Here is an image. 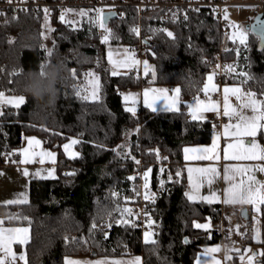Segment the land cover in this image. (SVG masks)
Masks as SVG:
<instances>
[{"label": "trees", "instance_id": "trees-1", "mask_svg": "<svg viewBox=\"0 0 264 264\" xmlns=\"http://www.w3.org/2000/svg\"><path fill=\"white\" fill-rule=\"evenodd\" d=\"M122 9L124 17L109 24L112 43L133 46L137 42L133 29L141 21L143 35L151 36L146 38L148 59L156 66L157 83L181 90L179 112L159 113L142 107L133 116L126 110L122 92L142 87L147 77L111 74L107 43L102 42L96 25L74 29L61 21L60 11L55 8L51 18L54 44L49 57L44 48L42 10L0 12V92L25 97L20 107L1 110L0 162L5 152L11 153V162L18 159L17 150L24 135L39 136L47 147L58 151L59 158L58 178L33 179L28 203L0 206L3 225L31 227L28 264H65L68 256H121L130 254L129 249L132 254L142 255L144 264H193L202 245L222 240L221 205L189 201L185 181L176 175L184 160V147L207 144L212 139L214 125L210 121H193L186 102L203 94L212 63L224 48L222 27L209 10L165 22L163 9L148 11L141 18L134 5ZM247 31V46L230 41L226 59L237 71L248 73L253 79L243 84L245 77L239 74L232 83H242L247 91L264 98V50H258L259 37ZM168 32L173 36L169 37ZM57 61L67 71L57 85L56 103L50 107L27 95L23 82L29 71L41 70V65ZM89 69H95L100 76L97 101L84 100L82 93L80 97L76 95ZM130 132L131 149L126 152L121 144ZM71 138L79 140L76 148L80 156L74 159L67 158L62 148ZM260 138L264 140V134ZM155 146L168 155L165 174L170 173L172 180L155 204H147L162 219L157 243L152 245L145 244L140 230L132 226V217L127 213L121 216L119 210L134 204L137 195L133 189L140 192L138 171L152 168V188H160L159 153L153 151ZM114 192L118 195L113 196ZM116 218L129 223L114 222ZM209 218L214 228L209 231L211 238H205L209 232L195 224ZM109 221L110 228L105 226ZM261 221L264 246V206ZM93 223L97 224L96 229L92 228Z\"/></svg>", "mask_w": 264, "mask_h": 264}, {"label": "snow or ice", "instance_id": "snow-or-ice-1", "mask_svg": "<svg viewBox=\"0 0 264 264\" xmlns=\"http://www.w3.org/2000/svg\"><path fill=\"white\" fill-rule=\"evenodd\" d=\"M8 3H12V0H8ZM74 10L67 9L65 12H72ZM44 12L47 14L48 9H44ZM99 26L104 29L106 35L103 36L102 42L108 43L111 32L104 25V16L103 10L97 9ZM3 15V13H0ZM77 15L84 17L88 15V12L85 10H80ZM64 14L62 13L60 19L64 21ZM187 18V17H185ZM227 19V15L224 17ZM47 20V15L45 16ZM234 31L230 39L233 43H238L241 46H247V37L248 31L245 28H242L240 25H232L231 26ZM133 31L138 33V29H133ZM167 35L172 37L173 34L168 32ZM51 50H48V56H51ZM109 63L112 65L113 76L119 75L120 68H131L132 66L138 64V61L133 60L131 57H126L120 61H113L112 53L109 52ZM219 67V65H217ZM44 65H41V74H43ZM151 71V75L153 78L156 77L155 70H150L148 63L144 62V74L149 75ZM225 71L232 72L233 66L228 65L225 67ZM73 75H75V70H73ZM240 75L244 76L245 79L242 81L243 84H246L248 80L253 79V77L248 73H241ZM86 78V87L84 89L77 90L76 95L78 97L81 96L82 91H88V95H84L82 98L84 100L97 101L99 99V90H100V80L99 77L95 75V73L89 72L85 74ZM208 83L204 85L203 92L207 96L210 92H214L217 90L216 86L212 83L213 75H209L207 77ZM174 95H169V90L165 88H155V89H146L144 92L143 103L144 106L151 111H157L156 105L158 102L163 101V110L167 112H176L179 111L178 107V97L180 93V89H174ZM235 96L237 101H240L238 106H233L229 102V97ZM261 96L264 97V93H261ZM129 99L128 96L125 97L127 101ZM25 103V97H12L6 98L3 92H0V105L7 104L12 105L14 107H19L21 104ZM132 103L135 104V98H132ZM189 108V114L193 121L202 120L204 118V113L206 112H216L218 115L220 114V107L218 102L212 101L209 97L206 101L197 99L193 104H189L187 106ZM131 112L133 116L136 115V110L134 107H129L126 109ZM245 110H249L251 115L245 114ZM3 113L0 112V115ZM223 116L227 117L229 121H235L234 123H229L224 125V135L226 137L231 136L234 139V142L228 143L227 147L224 149V159L225 160H236V161H264V147H261L256 143V137L259 134H264V98H257V94L251 90L244 91L242 87H224L223 88ZM231 130V131H230ZM245 138H251L246 141ZM79 143L77 140H72L70 144L64 145L65 153L69 152V149L72 145ZM40 141L33 139L28 140V147L21 151V155L23 159L19 162L21 164H28L37 162L36 158L39 157V163H45V158L55 162V154L50 151L35 152L33 151L34 147H39ZM231 150V151H229ZM185 159H211L213 157H209L206 153L210 151H214L213 149L203 148V149H188L185 150ZM198 153L193 157H189L188 153ZM76 155L73 154L72 158H76ZM219 158V157H215ZM139 164V161H136ZM256 170L253 166L244 165V166H225L224 168V180L228 183V187L224 189L223 192V203L225 204H250L253 205L257 212L260 211V205H264V184H259L251 175V173ZM259 171L264 172V167H259ZM151 169L147 170L144 175V192L143 198L145 201L151 200L154 203L155 197L154 195L149 194V174ZM163 172V169H161ZM188 172V183H189V191L185 192V196L189 201H204L208 203H212L220 200L219 194L216 192H211L208 196L200 195V189L204 184L205 178L208 177V174H211L213 177L217 174L216 168H192L189 167L187 169ZM23 174L25 176L29 175L27 169L23 170ZM51 174V173H50ZM35 175L39 176L40 173L37 172ZM177 177L181 175L179 171L176 173ZM237 175L242 178L239 182L236 181ZM247 175V180L243 179L244 176ZM131 180H135V177H129ZM168 180H172V176H168ZM213 180L211 178H207V183L211 185ZM164 181H160V186L163 189ZM136 192V195L139 196L141 193L133 189ZM113 196H117V193H112ZM127 200V198H126ZM5 204H26V199H17L13 201H6ZM119 210V209H118ZM121 211V214L127 213L129 215L132 214V210L129 208H124ZM111 215V214H109ZM139 215V214H137ZM145 215H147L145 213ZM27 220V217H14ZM3 220H0V264H16L17 260L24 261V264H27L26 256L21 253L19 256L13 251V245H26L29 240L28 236V228L26 227H14V228H5L3 227ZM117 223L127 224L129 221L124 219L117 220ZM154 222L150 219L148 220V227L151 228ZM106 227H112L111 221L105 225ZM132 226H135L134 224ZM97 224L93 223L92 228L96 229ZM196 228L207 229V224H195ZM145 244L155 245L157 242L154 239H150V235L148 232H145L144 236ZM187 242V241H186ZM219 251L218 247H213L206 249L202 256L208 257L203 260V264H218V261L215 260L214 254ZM68 264H77V262H68ZM103 264V262H101ZM114 264H125V262L116 261ZM127 264H141V258L136 257L134 260L127 262ZM197 264H201V259H197ZM249 264H251V258H249Z\"/></svg>", "mask_w": 264, "mask_h": 264}, {"label": "crops", "instance_id": "crops-1", "mask_svg": "<svg viewBox=\"0 0 264 264\" xmlns=\"http://www.w3.org/2000/svg\"><path fill=\"white\" fill-rule=\"evenodd\" d=\"M247 39H249V34ZM232 41V40H231ZM131 49V46H130ZM132 51V50H131ZM150 70H155L156 77L153 78L151 75V71L149 75L144 74V65L142 69V77H147V83L140 88L136 89H127L122 92V98L125 103L126 109L129 107H134L136 113L140 111L142 107L146 108L143 103L144 92L146 89H155V88H165L169 90V95H174V89L179 88L178 86H164L159 85L157 83V70L154 63L150 60L146 61ZM128 73H131V69ZM125 73V74H128ZM121 75V74H120ZM213 75V74H212ZM208 83V80H206ZM205 83V84H206ZM212 83L216 86L217 90L214 92H210L207 96L203 94L197 98L199 100L206 101L209 97L212 101L218 102L220 107V114L223 112V88L224 87H242L244 91H247L242 83H228L220 86L213 75ZM180 89V88H179ZM218 95V99H215L214 96ZM7 96V95H5ZM9 96V95H8ZM128 96L129 99L126 101L125 97ZM100 97V96H99ZM132 98H135L136 103H132ZM260 99L259 97H257ZM197 99L186 102V105L193 104ZM178 107L179 111L182 107V94L181 90L178 97ZM229 102L233 106H238L240 101H237L235 96L229 97ZM157 111L155 112H167L163 110V101H160L156 105ZM151 110V109H150ZM176 111V112H179ZM189 112V108H188ZM219 114V115H220ZM245 114L251 115L249 110H245ZM190 115V114H189ZM204 118L202 120L197 121H210L213 116H217L216 112H206L203 114ZM191 117V116H190ZM192 119V118H191ZM226 125V124H225ZM231 131V130H230ZM251 138H245L246 141ZM256 139V143L261 147H264V140L260 138V134L258 133ZM74 140L79 141L77 138ZM234 142V139L231 136L226 137L224 135V125L221 127H215L212 135V139L207 144H193L186 145L183 149V162L179 165V172L181 175L180 178L184 179L186 184V191H189V183H188V172L187 169L189 167L192 168H216L217 174L213 177L211 174H208L207 178H211L213 180L212 184L209 185L207 183V178H205L204 184L200 189V195L208 196L211 192H216L220 196L219 201H215L212 203L204 202V201H195V202H204L207 204H220L223 210L224 219L221 223V231L222 227H224L225 233L228 236L225 240H221L217 243H208L201 246L196 259L193 264H197V259H201V264H203V260L208 257L202 256L206 249L218 247L219 251L211 254L214 255L215 260L218 261V264H249V258H251V264H264V246L261 245V241L263 238L262 233V221H261V213L264 205H260V211L257 212L253 205L250 204H225L223 203V192L224 189L228 187V183L224 180V168L225 166H244L249 165L253 166L256 170H254L251 175L254 176L255 180L259 182V184H264V172L259 171V167H264V161H236V160H225L224 159V149L227 147L228 143ZM213 149L214 151H210L206 153L207 156L213 157L211 159H185V149ZM23 150V149H22ZM231 151V150H229ZM18 159L15 162L10 163L9 165L0 166V206L4 205H14V204H5L6 201H13L17 199H26L27 203L30 201V184L33 179H55L58 178V167L59 160L55 155V162H48L43 164H36L38 169L49 167L48 171L42 172L40 170H35L32 165L21 164L19 161L23 159L21 155V148L17 150ZM189 157H193L198 155V153H188ZM67 156V155H66ZM215 157H219L218 159ZM71 158V157H69ZM27 169L29 175L25 176L23 174V170ZM149 176L152 175V168ZM148 169V170H149ZM147 171V170H146ZM145 171V172H146ZM39 172L40 175L37 176L35 173ZM51 173V174H50ZM242 177L237 175L236 181ZM247 175L243 177V179L247 180ZM247 207L250 214V219L246 220L241 216V210ZM255 218L257 219L256 225L254 224ZM2 220V218H0ZM199 224H207L206 231H212L214 226L212 220L209 218L204 222H198ZM5 228H14V227H26L28 228V236L29 240L26 245H13V251L19 256L23 253L26 256L27 264H28V255H27V246L31 241V227L28 225H3ZM203 229V228H202ZM208 237L211 238L210 232L208 233ZM150 239H153L150 236ZM136 257L141 258V264H144V258L142 255L137 254H126L121 256H102V255H93V256H68L65 258V264L68 262H77V264H114L116 261L127 262L134 260ZM16 264H24V261L17 260Z\"/></svg>", "mask_w": 264, "mask_h": 264}, {"label": "built area", "instance_id": "built-area-1", "mask_svg": "<svg viewBox=\"0 0 264 264\" xmlns=\"http://www.w3.org/2000/svg\"><path fill=\"white\" fill-rule=\"evenodd\" d=\"M134 5L138 8L140 18L144 13L148 11H156L163 9V21L165 22H176L186 19L191 12L209 10L211 11L219 21V24L222 27V30L225 34L231 35L234 29L231 27V24L225 15L228 11V8L231 6H250L254 14H259L264 10V0H139L136 3H127V2H118L116 0H57L54 2H49L46 0H12V3H8V0H0V12H6L13 10L15 12L33 10L38 11L48 9L47 14L44 12V15L52 18L55 8H58L60 11V17L62 13L65 14L67 9H80V10H93L102 9L104 14L105 12L115 11L118 14V18L124 17L125 12L122 9L123 6ZM97 31L101 38L106 35L104 29L99 26L97 23ZM138 29L137 42L131 46L133 57L139 62L138 66H134L131 69V73L135 76L142 77V69L145 61H148V38L143 35V28L141 21L134 28ZM147 38V39H146ZM231 39L229 40V42ZM229 45V44H228ZM228 45L221 50L220 54L217 56L215 61L212 63V69L215 71V80L222 86L224 84L232 83L233 73L225 71V67L232 65V63L226 59V56L230 50ZM219 65V67H217ZM148 81V80H147ZM215 99H218V95L214 96ZM8 106L6 104L0 105V110L6 109ZM210 122L214 125V128L221 127L222 125L234 123L235 121H229V119L223 116V112L220 115L213 116L210 119ZM153 151L159 153L158 146L153 148ZM11 162V153H4L0 162V166L10 164ZM143 165V163H140ZM166 165L169 166V163L166 162ZM144 171H138L136 176L141 179V183H144L143 175ZM171 175L167 174V177ZM127 208L132 210V214L129 217H132L131 223L134 224L141 232L142 238L144 240L145 232H148L152 238H156L160 233V226L162 219L160 216H157L153 208L145 204L143 201L137 204H131ZM145 213L147 215H145ZM139 214V215H137ZM131 219V218H130ZM153 221L151 228L148 227V220ZM205 238L208 235H204ZM228 236L225 233L224 227H222V240H225ZM130 254L133 253L132 249L128 251Z\"/></svg>", "mask_w": 264, "mask_h": 264}, {"label": "rangeland", "instance_id": "rangeland-1", "mask_svg": "<svg viewBox=\"0 0 264 264\" xmlns=\"http://www.w3.org/2000/svg\"><path fill=\"white\" fill-rule=\"evenodd\" d=\"M74 11L72 12H67L65 14V18H64V22L68 25H70L72 28L74 29H79V28H82L84 25L86 24H92V25H97V23H99V20H98V14L96 11H93L92 9L91 10H85L88 12V15L87 16H84V17H81L79 15H77V13L80 11V9H72ZM227 15V20L233 24V25H240L242 28H245L247 29V25L249 24L248 21L250 20H253L255 17H256V14H254L251 10V7L250 6H231L228 8V11L226 13ZM105 27L107 29L110 30L111 32V29L109 26H106ZM248 30V29H247ZM53 31H54V25L51 21V18L50 17H47V20L44 19V23H43V35H44V48L48 51V50H51L52 47H53V44H54V34H53ZM232 35V33H231ZM231 35H227L225 36V42H224V46L226 47L228 44H229V40H230V37ZM248 40L247 39V43H248ZM234 45H238V43H233ZM109 52L112 53V59L113 61H120V60H123L125 59L126 57H131L133 60L137 61L134 57H133V53L130 49V46L129 45H124V44H113L112 43V37L110 36V39L107 43V58L109 60V57H108V54ZM139 64H136L134 66H138ZM134 66H132L131 68H120L119 69V73L120 74H125V73H128L130 71V69H132ZM110 68H111V72H112V65L110 64ZM89 72H92V73H95L96 76L99 77V80H100V76L99 74L97 73V71L95 69H89L87 71V73ZM233 78L234 76H238L239 74H241L239 71H237V68L235 66H233ZM245 73V72H243ZM119 74V75H120ZM214 75L215 77V71L212 69L211 72L209 73V75ZM208 75V76H209ZM242 76V75H241ZM86 76L84 77V80H83V83L80 85V89H84L86 87ZM100 90H101V84H100ZM100 90H99V96H100ZM83 95H88L89 92L88 91H82L81 92ZM20 95H7L5 96L6 98H12V97H19ZM7 105V104H6ZM22 105V104H21ZM20 105V106H21ZM9 107H13V108H17V107H14L12 105H7ZM19 106V107H20ZM1 112V110H0ZM35 139V140H38L40 141V145L39 147H34L33 148V151L35 152H40L41 150L43 151H50L52 153H54L57 157V159L59 160L58 158V151L52 149V148H49L45 145V143L43 142V140L39 137V136H36V135H24L23 136V139H22V143H21V151L22 149H25L28 147V140L29 139ZM74 140V138H71L70 140H68L67 142L64 143V145L66 144H70L71 141ZM64 145H63V151H64ZM76 145H72V147L69 149V152L68 153H65V155H67L66 157L69 158L71 157L70 159H73L72 156L73 154H78L76 155V157H79L80 156V153L78 151V149L76 148ZM121 147L122 149H124L126 152H129L130 149H131V132L126 134L123 141H122V144H121ZM168 155L166 153H160L158 154V161H159V167H160V181L163 180L164 181V185H163V189L160 188L155 190L152 188V175L149 176V180H148V184H149V194L150 195H154L155 197V200H154V203L149 200V201H145L144 198H143V192H144V188H143V185L144 183L142 184L141 181H140V193L141 195L137 196L135 199H134V204H137V203H140L141 201H143L145 204H155L156 203V199L158 198L159 195H161V193L163 192V190L166 188L165 186L169 183V180H168V177L167 175L165 174V172L168 171V165H166V162H168ZM36 161L37 162H34V163H29L30 165H32V167L35 168V170H40L42 172V174H44V172L48 171L49 167H46V168H41V169H38L36 167V164H40L39 163V157L36 158ZM51 160L45 158V163H48L50 162ZM143 163V162H141ZM6 165H9V164H6ZM142 166V165H141ZM161 169H163V172H161ZM145 172V171H144ZM123 216V215H121ZM117 218L114 220V222H117ZM256 221L257 219L255 218L254 220V224L255 226H257L256 224ZM258 222V221H257ZM154 239V238H153ZM155 240V239H154Z\"/></svg>", "mask_w": 264, "mask_h": 264}, {"label": "clouds", "instance_id": "clouds-1", "mask_svg": "<svg viewBox=\"0 0 264 264\" xmlns=\"http://www.w3.org/2000/svg\"><path fill=\"white\" fill-rule=\"evenodd\" d=\"M67 69L62 62L47 63L41 70L29 71L23 82L24 92L36 102L44 103L50 107L57 100L59 89L57 85L65 78Z\"/></svg>", "mask_w": 264, "mask_h": 264}, {"label": "water", "instance_id": "water-1", "mask_svg": "<svg viewBox=\"0 0 264 264\" xmlns=\"http://www.w3.org/2000/svg\"><path fill=\"white\" fill-rule=\"evenodd\" d=\"M104 16V25L109 26L110 22L118 18V14L115 11L105 12ZM247 29L259 37L258 50H264V10L263 12L256 15L252 22L247 25ZM241 216L249 220L250 214L247 207L241 210Z\"/></svg>", "mask_w": 264, "mask_h": 264}]
</instances>
